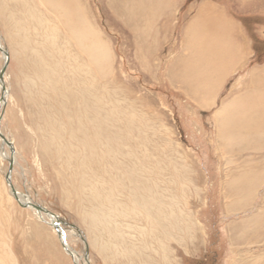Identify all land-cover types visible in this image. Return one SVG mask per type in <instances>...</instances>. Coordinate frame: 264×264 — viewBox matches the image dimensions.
Instances as JSON below:
<instances>
[{
  "label": "rangeland",
  "instance_id": "obj_1",
  "mask_svg": "<svg viewBox=\"0 0 264 264\" xmlns=\"http://www.w3.org/2000/svg\"><path fill=\"white\" fill-rule=\"evenodd\" d=\"M4 1L2 4L7 11L14 9L15 3ZM21 1L32 3L31 0ZM80 3L109 48L106 72L94 77L93 81H96V88L99 86L96 89L98 99L106 97V103L99 105L100 116L103 117L110 107L109 99L117 110L116 116L120 115L108 126L110 136L121 137L122 151L133 155L132 161L120 155L118 162L126 168L135 167L132 177L141 176L147 183L154 181L160 195L171 194L175 198L180 229L175 231L174 239L166 243L168 262L264 264V227L242 234L232 232L257 211L264 212V174H258L264 173V149L243 151L240 157H235V162H228V155L217 137L215 116L222 104L248 88L252 72L255 71V78L264 72V0H173V4L163 6L162 13L151 22L147 16L130 19L123 0H80ZM201 3L223 9L241 31L249 49L245 61L240 62L242 71L228 81L224 80L229 74L222 82L216 74L212 79L200 76V71L205 73V70L199 69V74L191 71L197 75V81L205 82L203 95L191 92L197 88L187 82L196 80L192 75L187 81H180L170 74L176 66L175 60L185 54L181 28ZM41 10L45 28L30 30L31 50L29 48L25 54L12 55L8 36L0 25V71L7 62L0 84V135L5 139L0 138V264H76L74 258L63 251L55 228L64 235L69 248L79 258V264H125L103 260L90 245L78 209L83 203L79 200L83 198L72 192L65 194L76 182L75 159L61 153L55 157L53 149L50 153L41 151L39 132L32 126L33 119L39 117L36 110H41L40 106L39 109L35 107L37 102L49 114L53 128H64L60 102L65 100L64 91L68 90L58 83L51 96L48 89L40 88L39 82H34L36 79L33 81L31 57L37 53L46 56L47 27H56L58 50L49 49L50 57L62 66L56 81H66L69 88L75 89L73 82L70 83L69 77L73 79V75L65 62L64 52L69 50L76 55V51L60 24L57 26L52 12ZM3 25L6 29L8 24ZM188 64L193 65L192 62ZM236 65L237 62L232 65L234 69L238 68ZM83 78L90 81L87 76ZM30 81H33L32 88L26 92L25 86ZM257 83L252 81L254 89L259 86ZM205 100H210L207 107L201 104ZM123 117L128 129L122 125ZM39 119L35 122L40 131H44L48 127L43 118ZM6 142L11 144L13 151ZM11 159V186L28 202L54 215V226L47 223L46 216H41L43 221L33 210L19 207L13 199L5 180ZM250 164L259 182L255 184L251 199L244 201L247 196L229 195L227 184L232 178L233 165L239 171ZM121 172L127 171L121 169L118 173ZM134 224L124 228L130 243L148 229L140 221ZM43 236L50 241L46 242ZM147 250L144 253L155 262V251Z\"/></svg>",
  "mask_w": 264,
  "mask_h": 264
},
{
  "label": "bare ground",
  "instance_id": "obj_2",
  "mask_svg": "<svg viewBox=\"0 0 264 264\" xmlns=\"http://www.w3.org/2000/svg\"><path fill=\"white\" fill-rule=\"evenodd\" d=\"M2 1L4 0H0V25L8 36L11 53L14 57L20 52L25 54L29 50L32 42L30 30L32 32L33 28L41 30L45 28V19L41 9L52 12L57 21V26L60 24L64 31V36L67 37V40L76 51V55H72L67 48V52H64L65 62L71 68L73 75V79L71 76L69 77L70 83L71 81L73 82L72 87L74 86L75 88L72 90L65 84L66 81H56L58 80V70L62 66L59 67V64L50 57L49 52V49L56 48L58 50L57 46H55L56 27L46 28L47 35L44 39L46 56L37 53L31 57L33 81L36 79L34 82H39L40 88L48 89L51 96L54 94V87H57L58 83L63 84L65 90H68L67 92L64 91L65 100L63 99L60 102L64 128L61 130L53 128L49 114L46 113L41 104L38 103L37 105V102L34 104L36 105L35 107L39 109L40 106L41 108L40 111L35 109L36 114H39L37 120L43 118L44 124L48 128L40 131V127L36 124V119H33L32 126H35L37 132H39L41 151L50 153L49 150L53 149L51 152L55 157L61 153L64 156L67 154L70 158L75 159L73 169L77 174L76 182L71 186L72 189L65 191V194L72 192V194L83 198L79 200V203L80 201L83 203L79 204L78 209L81 213L80 221L85 225L89 235L90 245L105 261L117 260L123 261L122 263L125 264H145L148 262L170 264L168 262L169 250L166 243L173 238L175 231L179 228V218H177L175 211V198L171 194L167 196L160 195L154 181L147 183L141 176L132 177L135 167L126 168L118 162L120 155L124 158L126 157L127 161H132L131 157L133 155L122 151L121 142L123 141L121 137L120 139L116 134L110 136L108 126L112 119H118L120 115L116 116L117 110L109 99L107 102L110 107L107 112H105L106 110L104 111L103 117L100 116L98 112L99 105L106 103L104 102L106 97L102 100L101 98L100 100L98 99L96 89L98 90L99 86L96 88V81H93L94 77H100L106 72L107 63L110 60L109 48L92 25L80 0H31V5L25 1L22 3L21 0H10L15 3L14 9L11 11H7L4 8ZM124 1L125 12L129 14L130 19L134 16H147L150 22L152 20L155 21L158 15L162 13L163 6L168 7L173 4V0ZM201 9L203 10V7ZM3 24L5 26L8 24L6 29ZM149 32H152V29ZM227 32L228 29L224 26L222 33V36L225 34V39L222 43L224 45H219L217 42L216 46H220L222 51L225 48V57L228 55L231 57L235 56L232 58L234 59L233 62H238L236 66L240 67V62H244L242 59L244 54L238 59L237 51H243L242 41L238 43V46H235L233 41L232 45L228 44L229 35ZM191 38L194 40L193 37ZM227 44L231 47L227 46ZM214 46L215 44L212 42L208 43L204 37L202 38L203 50L200 47H193L196 50H205V52L209 53L211 51H221L218 47L215 49ZM207 55L209 56V54ZM215 55H218V53H215ZM81 60L83 62L79 63L78 61ZM233 69H230L227 75ZM254 74L255 71L251 73L248 80V88L228 99L226 103L222 104L217 115H215L217 137L222 143L224 151L228 155L227 161L230 163L235 162V157H240L239 153L243 151L264 149V72L262 71L261 76L258 75V78H255ZM86 76L88 77L86 79L90 81H84L83 77ZM33 81H30V84L28 83V86H25L26 92L32 88L30 86H32ZM252 81H258L257 84L259 86L256 89H254ZM187 82L197 87L191 92L203 95L205 91V88H203L204 81ZM97 93L99 92L97 91ZM209 101L200 103L207 107ZM121 120L123 127L128 129L126 119ZM7 146L13 151L10 143ZM246 166L245 169H241V172L233 165L230 170L232 178L227 184L229 195H239L242 198L247 196L244 201L251 199L255 184L259 182L257 179L258 174L261 176L264 174L260 172L258 174L254 173L252 164L248 167ZM121 169H125L128 173L121 172L119 174L118 172ZM16 193L21 202H28L17 191ZM88 204L90 208H88ZM261 212L257 211L250 219L241 222L232 232L242 234L251 229L258 230L264 227V212ZM41 216L40 218L44 221ZM53 218L47 217V220L49 219L47 223L51 226L56 223ZM137 221H140V224L142 223L145 226L144 228L148 229L146 231L142 229L144 232L140 233V238L130 243L128 234H126L128 232L125 233L124 228L126 227L127 229L128 224L131 225ZM43 237L46 242L49 240V238L47 240L45 236ZM62 237V243L60 240L59 242L63 251L74 258L76 264H79V258L69 248L63 234ZM151 249L155 251L156 256L155 258L153 257L155 262L144 253L146 250L149 251Z\"/></svg>",
  "mask_w": 264,
  "mask_h": 264
},
{
  "label": "crops",
  "instance_id": "obj_3",
  "mask_svg": "<svg viewBox=\"0 0 264 264\" xmlns=\"http://www.w3.org/2000/svg\"><path fill=\"white\" fill-rule=\"evenodd\" d=\"M202 5L203 4H199L198 8L194 11V13H192L189 16V20L186 21L181 28V33H183L182 35H184L183 49L185 51L183 52L185 54H183L182 57L175 60L176 66L174 67L172 72H170L171 75L174 74L173 76L180 81H187L189 79V76L191 75L194 77L193 79H196L193 81H197L198 77L196 74H199L197 73L199 72L198 71L199 69L202 70L206 69L204 71L205 73L200 71L201 74L199 75L204 76L208 79H212V76L215 78L216 77L215 74H216L218 75L216 78L220 77L219 80L222 81V79L225 76H227L229 69H231L229 67H231L234 64L233 62L234 59L232 58L235 56L231 57L228 55L227 57H225L224 55L225 48L222 51L220 49L221 48L220 46H216L217 42L219 45L220 44L222 45L223 40L225 39V34L222 36V33L224 31V26H226V28L228 29L227 32L229 35L228 44L232 45V41H233V44L235 46H238V43L242 41V47L244 48L243 51L242 50L237 51L238 54L237 58L240 59L242 54H244L242 59L245 61L246 59L245 57L247 56L246 54H248L249 52V49L247 47V44L245 43V40L243 39L241 31L239 30L235 22L229 16H227L225 11L219 7H213L210 4H206L203 6ZM202 7L203 10L201 9ZM191 37H193L194 40H192ZM204 37L208 43L212 42L213 44H215L214 46L215 49H217L218 47L221 51H211L210 53L207 51L205 52V50L202 51L203 50L202 38ZM190 42L192 44L195 43V45L193 46H196V48L200 47L202 50H196L195 47L190 45L191 44ZM215 53H218V55H215ZM207 54H209V56ZM191 62L193 63V65L188 64ZM227 68H229L227 71L222 70V69L226 70ZM242 68L243 66L235 68L233 71L229 73V75L225 78L224 81H228L234 75H237L239 72L242 71ZM191 71L195 72L196 74H191L190 73ZM222 71L223 73L220 74L221 76H219V73H221ZM210 73H212V75ZM223 75L224 77H222Z\"/></svg>",
  "mask_w": 264,
  "mask_h": 264
},
{
  "label": "water",
  "instance_id": "obj_4",
  "mask_svg": "<svg viewBox=\"0 0 264 264\" xmlns=\"http://www.w3.org/2000/svg\"><path fill=\"white\" fill-rule=\"evenodd\" d=\"M7 62H5L4 66L2 67L1 71H0V84L2 83V79H3V75H4V72L6 70V67H7ZM0 120H1V115H0ZM0 138L4 141L5 139L3 138L2 135H0ZM7 145H9V143L7 142ZM12 166H13V162L12 160L9 161V169H8V172L5 176V180L7 181V184L9 185V188H10V193L13 197V199L15 200V202L18 204L19 207L21 208H30L31 210H33L38 216H41V215H46L48 218H53L55 217L54 215H52L51 213H49L48 211H46L44 208L42 207H39L37 205H33L31 204L30 202H21L17 196V193L16 191L14 190V188L11 186L10 184V180H9V176H10V172H11V169H12ZM55 231L57 233V236L59 238V240L61 241L62 243V234H61V231L58 229V228H55Z\"/></svg>",
  "mask_w": 264,
  "mask_h": 264
},
{
  "label": "trees",
  "instance_id": "obj_5",
  "mask_svg": "<svg viewBox=\"0 0 264 264\" xmlns=\"http://www.w3.org/2000/svg\"><path fill=\"white\" fill-rule=\"evenodd\" d=\"M256 50V49H255Z\"/></svg>",
  "mask_w": 264,
  "mask_h": 264
}]
</instances>
